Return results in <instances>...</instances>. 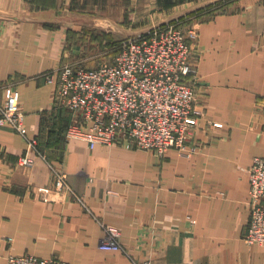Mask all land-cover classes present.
Listing matches in <instances>:
<instances>
[{
    "label": "crops",
    "instance_id": "crops-1",
    "mask_svg": "<svg viewBox=\"0 0 264 264\" xmlns=\"http://www.w3.org/2000/svg\"><path fill=\"white\" fill-rule=\"evenodd\" d=\"M175 1L124 5L149 31L151 22L216 0ZM77 3L0 0V98L6 87L18 91L26 132L45 158L20 167L27 144L0 126V264L22 254L68 264H264V246L242 238L247 169L264 157V0H233L197 25L195 101L204 114L190 157L175 149L162 157L124 145L91 149L66 138L70 113L51 108L53 87L43 75L68 62L64 23L81 20ZM49 163L66 173L70 190L54 188ZM71 193L119 229L130 258L98 248L101 229Z\"/></svg>",
    "mask_w": 264,
    "mask_h": 264
},
{
    "label": "built area",
    "instance_id": "built-area-1",
    "mask_svg": "<svg viewBox=\"0 0 264 264\" xmlns=\"http://www.w3.org/2000/svg\"><path fill=\"white\" fill-rule=\"evenodd\" d=\"M197 39L196 25L189 31L157 25L119 43L110 62L92 68L64 62L45 73V83L53 87L51 108L66 110L71 116L66 138L85 141L91 149L124 145L159 157L175 149L179 156L190 157L197 150L190 141L204 114L195 101ZM4 125L27 144L18 159L20 167L32 166L35 156L45 160L37 138L26 132L19 93L12 87H6L0 98V126ZM48 166L54 188L69 189L66 173L51 163ZM247 174L249 214L242 238L248 245L264 246V157H255ZM71 194L99 225L98 248L130 258L120 242L119 229L103 222L82 198ZM5 264L68 263L57 257L22 254L8 255Z\"/></svg>",
    "mask_w": 264,
    "mask_h": 264
},
{
    "label": "rangeland",
    "instance_id": "rangeland-1",
    "mask_svg": "<svg viewBox=\"0 0 264 264\" xmlns=\"http://www.w3.org/2000/svg\"><path fill=\"white\" fill-rule=\"evenodd\" d=\"M231 1L233 0H216L165 23L151 22L150 25L169 24L182 31H189V28L195 25L197 27L200 22L212 15L223 12ZM113 2L115 0H103V3L102 0H78L77 5L73 6V14L81 17V20L64 23L71 27L68 43L70 48L66 49L65 58L68 62L78 63L86 68L95 67L100 62H110L119 50V43L147 32L148 22L133 20L132 6L124 5L127 0H119L120 5ZM175 7L169 6L168 10Z\"/></svg>",
    "mask_w": 264,
    "mask_h": 264
}]
</instances>
